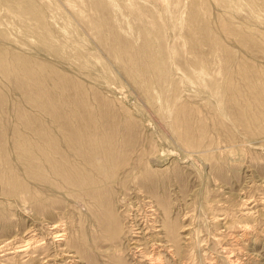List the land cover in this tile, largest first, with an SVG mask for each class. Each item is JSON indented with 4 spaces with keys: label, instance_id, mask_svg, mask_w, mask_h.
<instances>
[{
    "label": "rangeland",
    "instance_id": "1",
    "mask_svg": "<svg viewBox=\"0 0 264 264\" xmlns=\"http://www.w3.org/2000/svg\"><path fill=\"white\" fill-rule=\"evenodd\" d=\"M0 264H264V0H0Z\"/></svg>",
    "mask_w": 264,
    "mask_h": 264
},
{
    "label": "bare ground",
    "instance_id": "2",
    "mask_svg": "<svg viewBox=\"0 0 264 264\" xmlns=\"http://www.w3.org/2000/svg\"><path fill=\"white\" fill-rule=\"evenodd\" d=\"M51 230H53V235L55 234L56 235V237H59V240L60 241H64V239L63 238H66V234L64 233V230H63V232H60L61 231V229H60V231H58V226L56 225V226H53L52 227V229ZM34 232H35V229L34 230H30L28 233H30L31 234V236H35L34 235ZM31 238V237H30ZM29 238V239H30ZM55 238V237H54ZM56 239V238H55ZM31 241V240H30ZM54 241V240H53ZM26 243H25V245L24 246H22V247H19L20 249H18L19 251H25L28 247H29V245H31L30 243L31 242H29L28 240L27 241H25ZM6 243V242H5ZM8 243V242H7ZM158 244V243H157ZM59 249V248H58ZM60 253V257L62 256V258L63 257H65V259L67 258L68 259V262H71V263H73V262H75V258H76V256H74L72 253H71V251L69 250V248L67 247V248H62V250L59 252ZM57 254V253H56ZM59 257V256H58ZM59 257V258H60ZM58 258V259H59ZM62 258H61V260H62ZM57 259V260H58Z\"/></svg>",
    "mask_w": 264,
    "mask_h": 264
}]
</instances>
